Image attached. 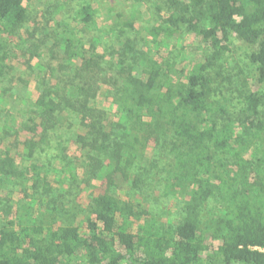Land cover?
<instances>
[{
	"label": "trees",
	"instance_id": "16d2710c",
	"mask_svg": "<svg viewBox=\"0 0 264 264\" xmlns=\"http://www.w3.org/2000/svg\"><path fill=\"white\" fill-rule=\"evenodd\" d=\"M28 1L0 0V80L8 68L2 36L14 35L26 21L24 3ZM171 2L185 9L161 17L148 30L154 42L178 37L186 25L209 44L216 57L227 49L234 34L258 45L251 62L257 66V83L264 84V0ZM94 14L90 5L79 11L82 23L90 26L96 22ZM124 25L134 27L132 22ZM64 34L59 41L63 50L60 74L74 81L64 86L61 95L48 88L36 100L38 123L30 131L41 133L39 139L23 142L24 159H31L38 146L47 143L48 130L55 128L58 114L72 111L88 129L85 146L92 152L93 179L100 185L87 205L84 232L75 225L60 226L50 212L42 216L34 235L1 228L0 264H58L79 253L88 264H264V144H257L260 135L251 131L264 129V122L257 119L262 95L243 93L246 114L235 127L224 117L226 111L222 116L215 111L217 102L207 74L213 61L176 75L168 62L164 67L138 56L127 42L119 52L122 55L105 64L94 51L100 37L87 44L82 41V30ZM87 48L92 52L89 55ZM129 53L132 63L126 60ZM105 68L116 75L118 86L108 110L95 106L98 92L93 87L95 79L102 81ZM166 137L173 156L167 190L185 198V216L175 226L157 227L146 221L135 226L138 209L125 199L124 189L132 182L134 166L143 163L150 148ZM249 149L256 161L246 159ZM257 150L261 155L255 154ZM6 155H0V184L33 182L34 188L43 183L44 191L50 190L48 169L34 164L20 169ZM71 177L75 180L76 175ZM140 182L135 178L133 185L138 187ZM217 195V212L202 221L204 204ZM44 220L49 222L46 227L41 226Z\"/></svg>",
	"mask_w": 264,
	"mask_h": 264
},
{
	"label": "rangeland",
	"instance_id": "374dc122",
	"mask_svg": "<svg viewBox=\"0 0 264 264\" xmlns=\"http://www.w3.org/2000/svg\"><path fill=\"white\" fill-rule=\"evenodd\" d=\"M86 5L95 11L96 22L91 26L82 23L79 15ZM24 6L26 21L14 35L5 33L2 36L6 43L8 68L0 80V155L9 154L20 169L27 170L30 164H34L48 169L52 176L48 192L44 191L43 183L34 188L33 182L0 184V229L14 228L34 235L42 216L50 212L60 226L75 225L86 231L87 205L100 185L93 179L95 161L91 160L92 152L85 146L88 129L80 125L72 111L58 114L55 128L48 130L47 143L40 144L31 159H24L23 142L33 137L39 139L41 133L39 130L34 135L30 131L35 122L38 123L36 100L48 88L61 95L64 86L74 81L71 76L60 74L63 50L59 41L64 32L69 35L72 30H82V41L87 44L100 37L94 51L107 61L105 64L120 57L119 52L127 42L133 44L138 56L155 60L159 66L166 67L168 62L176 75L188 73L198 63L206 65L213 61L207 74L212 79L216 113L222 116L226 111L224 117L231 119L235 127L240 126L246 114L243 93H257L263 97L257 119L264 122V84L257 83V66L251 62V55L258 50L257 44H249L232 34L227 49L220 50L214 57L209 44L189 32L186 25L174 39L154 42L152 35L148 34L161 17L172 12L181 13V9H185L183 5L175 7L171 0H30ZM125 22H132L134 27L127 28ZM85 50L88 55L92 53L89 48ZM126 60L129 63L134 61L131 53ZM105 70L100 76L102 81L95 79L93 87L98 92L95 106L108 110L113 107L111 99L118 86L116 75ZM111 124L107 123L108 130ZM251 131L259 133L260 138L255 142L263 145L264 129ZM91 141L90 137L89 143ZM169 141L167 137L161 138L146 153L144 162L132 169V182L125 187L124 193L125 199L138 209L135 226L145 221L157 227L175 226L185 216V198L179 192L167 190L169 168L173 162ZM257 153L261 155L259 150ZM246 159L256 161L253 149L247 151ZM71 174L76 175L75 180ZM250 177L251 182L254 181V173ZM135 178L141 179L138 187L133 185ZM219 201L217 195L204 204L202 221L217 212ZM48 223L44 220L41 226L46 227ZM58 264H88V261L79 253L62 258Z\"/></svg>",
	"mask_w": 264,
	"mask_h": 264
},
{
	"label": "built area",
	"instance_id": "2783aa9c",
	"mask_svg": "<svg viewBox=\"0 0 264 264\" xmlns=\"http://www.w3.org/2000/svg\"><path fill=\"white\" fill-rule=\"evenodd\" d=\"M261 251H263V252H264V249H261Z\"/></svg>",
	"mask_w": 264,
	"mask_h": 264
}]
</instances>
